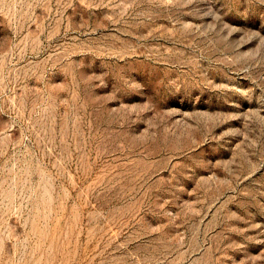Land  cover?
<instances>
[{"label":"rangeland","instance_id":"374dc122","mask_svg":"<svg viewBox=\"0 0 264 264\" xmlns=\"http://www.w3.org/2000/svg\"><path fill=\"white\" fill-rule=\"evenodd\" d=\"M0 264H264V0H0Z\"/></svg>","mask_w":264,"mask_h":264}]
</instances>
